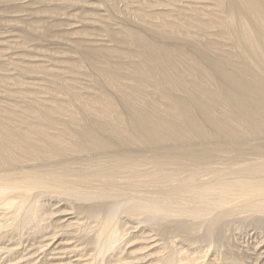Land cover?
Masks as SVG:
<instances>
[{"label": "bare ground", "instance_id": "obj_1", "mask_svg": "<svg viewBox=\"0 0 264 264\" xmlns=\"http://www.w3.org/2000/svg\"><path fill=\"white\" fill-rule=\"evenodd\" d=\"M0 264H264V0H0Z\"/></svg>", "mask_w": 264, "mask_h": 264}]
</instances>
